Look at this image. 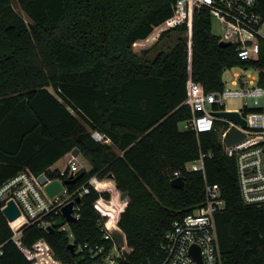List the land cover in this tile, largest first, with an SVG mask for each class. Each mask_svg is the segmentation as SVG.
Segmentation results:
<instances>
[{
    "label": "trees",
    "instance_id": "16d2710c",
    "mask_svg": "<svg viewBox=\"0 0 264 264\" xmlns=\"http://www.w3.org/2000/svg\"><path fill=\"white\" fill-rule=\"evenodd\" d=\"M175 1L18 0L27 22L10 0H0V184L23 168L60 177L52 165L78 148L91 164L88 171L80 169L78 184L111 175L116 189L126 192L117 264H137L153 257L172 222L204 199L203 175L183 168L201 151L207 154L205 178L220 185L226 202L216 214L223 264H264V205L242 201L234 159L225 155L216 132L178 127L191 117L183 103L189 67L206 92L221 90L222 74L233 66L257 69L264 88V39L257 58L241 60L235 44H219L201 8L192 21L190 61L186 24L162 32L153 47L173 33L170 50L145 59L133 44L171 16ZM258 11L264 17V0H258ZM94 130L109 141L95 140ZM179 169L183 187L171 185ZM100 196L110 194L91 189L85 195L70 227L76 245L90 241L108 251L112 244L93 206ZM20 228L0 210L3 264H31L10 240ZM41 238L64 264L95 262L72 253L64 231L36 223L22 227L26 247Z\"/></svg>",
    "mask_w": 264,
    "mask_h": 264
},
{
    "label": "built area",
    "instance_id": "2783aa9c",
    "mask_svg": "<svg viewBox=\"0 0 264 264\" xmlns=\"http://www.w3.org/2000/svg\"><path fill=\"white\" fill-rule=\"evenodd\" d=\"M201 8L208 11L211 22L218 24L219 33L215 35L219 41H227L237 46L236 52L239 59L257 58L259 39H264L260 31L264 17L258 11V0H176L172 4L171 16L154 26L149 36L142 40H148L150 35L155 38L169 28L186 24L190 61L192 21L194 13ZM254 70L255 75L235 73L230 82L231 86L224 82L221 90L206 92L201 83L192 80L189 67L187 95L183 103L191 111V117L187 120L188 128L194 130L196 134L216 132L223 152L234 159L242 201L245 204L261 206L264 205V88L258 84V70L255 68ZM236 96L244 98L243 107L226 108L224 100ZM219 111L238 112L245 120V125L217 115L216 112ZM232 129L242 132L244 137L227 145L226 138ZM91 135L97 141H109L97 130L92 131ZM205 156L207 154L199 151L196 159L185 162L183 166L187 172H200L203 175L204 199L197 203L188 214L172 222L164 232L153 257L137 264H223L217 237L216 214L225 209L226 202L220 185L209 182L205 178ZM75 157L70 151L62 167H52L58 170L60 177H49L42 172L46 176L45 183L40 181L39 174L23 168L0 184V210L2 211L7 201L13 200L21 214L15 222L10 223L13 226H21L10 240L31 264H64L54 257L53 250L46 240L38 239L31 247H26L21 241L23 226L36 223L38 227L47 230L48 226H54L59 217L63 218L64 223L55 229L67 233L69 243L74 244L75 252L89 255L95 260L94 264H117L121 257L124 238L118 226L119 216H113L106 210L107 203L113 202L111 197L100 196L93 203L100 215L98 224L103 237L111 242V248L106 251L103 246L90 241L77 245L74 243L70 227L72 223L64 218L62 207L73 202L71 215L77 221L85 195L89 194L91 189L100 192L103 191L102 188L107 191L111 187L108 186L107 181H102L95 176L82 184H78L77 180L72 184H65V179L76 176L81 169L76 164ZM180 173V169L174 171L171 179L181 176ZM53 180L60 183L61 189L54 195H49L45 186ZM77 198L79 201L76 200ZM126 203L127 201L124 200V206ZM123 209L124 207L120 211ZM117 236L122 240L121 245L118 244ZM197 247L199 259L195 255ZM3 254V244H0V264H3Z\"/></svg>",
    "mask_w": 264,
    "mask_h": 264
},
{
    "label": "rangeland",
    "instance_id": "374dc122",
    "mask_svg": "<svg viewBox=\"0 0 264 264\" xmlns=\"http://www.w3.org/2000/svg\"><path fill=\"white\" fill-rule=\"evenodd\" d=\"M12 2V4H15L17 7L19 6L18 0H10ZM211 31L213 34H218L219 33V27L218 24L214 21H212V28ZM261 34L264 36V23L260 29ZM172 34L171 39L174 38V34ZM161 35V34H160ZM160 35H158L155 38H152L150 35L149 39L144 41V40H140L136 43L133 44L132 48L133 50L142 55L145 59H152L161 49H163L164 51H168L170 50L171 46H172V40L168 37L163 38L162 40L159 41L158 45L153 47V44L156 43L160 37ZM152 38V39H151ZM142 48H148L147 52L142 54L141 53V49ZM240 74V75H249V74H253L255 75V70L253 67H249V68H243L240 66H233L231 68L225 69L223 74H222V80L227 83V85L231 86V79L233 78V74ZM243 103H244V98L243 97H228L224 100V104L225 107L228 109H240L243 107ZM179 129L181 130H185L188 129L189 124L187 121H182L179 122L178 124ZM218 128V125H217ZM68 158V156L64 157L63 159L61 158L58 162H57V166L58 167H62L64 164V161ZM75 162L76 164L79 166V168L84 169L85 171H88L91 169V164L89 163V161L81 154L78 153L77 156L75 157ZM102 181H108V186H111L108 188V192L110 194L109 198L111 197V201H113L111 204L106 205V210L110 211V213H112L113 216H119V213L121 212L120 210L125 207L124 206V200H127L126 195L124 197H122V192H120L119 190L116 189L115 185H111L113 184V181L111 179H106V177L102 180ZM103 191H105V188H102ZM114 199V200H113ZM104 207V206H101ZM103 210V211H106ZM117 240H118V244L121 245L122 244V240L119 236H117Z\"/></svg>",
    "mask_w": 264,
    "mask_h": 264
},
{
    "label": "water",
    "instance_id": "95a60500",
    "mask_svg": "<svg viewBox=\"0 0 264 264\" xmlns=\"http://www.w3.org/2000/svg\"><path fill=\"white\" fill-rule=\"evenodd\" d=\"M219 44L225 46V45H228L229 42L219 41ZM147 50H148V48H142L141 53L144 54L147 52ZM216 114L220 115V116H225L231 120H234V121L240 123L241 125H245V120L236 111H219V112H216ZM243 137H244V134L242 132H240L236 129H232L226 138V143H227V145H230L231 143H234ZM71 153L74 156H77V154L80 153V151L78 148H74L71 151ZM82 175H83V171L79 172L76 176H74L72 178L65 179L64 183L65 184H72L76 180H78ZM108 176L110 178L112 177L111 175H108ZM38 177L42 183L46 182V176L44 175V173H40ZM171 185H173L175 187H183L184 178L182 176H178V177L171 179ZM45 189L49 193V195H54L55 193H57L61 189V185L57 180H53L45 186ZM125 195H127L126 192H122V197H124ZM76 200L79 201V198H77ZM72 205H73V202H69L66 205H64L62 207V214L68 222L75 223L76 218L71 215ZM2 213L9 223L15 222L21 215L18 206L15 204V202L13 200L7 201V204L2 209ZM63 223H64L63 218L59 217L55 221L54 226H48L47 230L48 231H54L55 227H58V226L62 225ZM67 247L70 249V251L72 253L75 252V248H74L73 243H68ZM195 255L199 259L198 247H197V253L195 252Z\"/></svg>",
    "mask_w": 264,
    "mask_h": 264
},
{
    "label": "crops",
    "instance_id": "0c3cea01",
    "mask_svg": "<svg viewBox=\"0 0 264 264\" xmlns=\"http://www.w3.org/2000/svg\"><path fill=\"white\" fill-rule=\"evenodd\" d=\"M11 6L13 7V9L20 15V16H22L23 17V19L25 20V21H29V19H28V17H27V15H26V13L24 12V10L21 8V7H17L15 4H12V2H11ZM142 40V39H141ZM138 41H140V40H138ZM138 41H136V42H138ZM135 42V43H136ZM66 156H68V153L67 154H65L63 157H61L62 159L64 158V157H66ZM60 158V159H61ZM60 159H58L52 166L53 167H57V162L60 160ZM105 178V177H104ZM103 178V179H104ZM103 179H101V180H103ZM106 179H111L112 181H113V178L111 177H109V176H106ZM108 182V181H107ZM113 183H114V181H113ZM113 185H115V184H113ZM126 197H127V195H126ZM127 200H128V198H127ZM126 200V201H127Z\"/></svg>",
    "mask_w": 264,
    "mask_h": 264
}]
</instances>
